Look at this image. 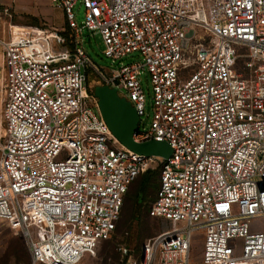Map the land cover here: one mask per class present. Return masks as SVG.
Masks as SVG:
<instances>
[{
  "label": "built area",
  "instance_id": "2783aa9c",
  "mask_svg": "<svg viewBox=\"0 0 264 264\" xmlns=\"http://www.w3.org/2000/svg\"><path fill=\"white\" fill-rule=\"evenodd\" d=\"M48 1L63 13L70 47L58 30L5 25L0 12V222L32 264L94 256L132 184L154 170L147 214L170 227L137 255L120 245L123 264H192L197 236L200 264H264V0ZM87 32L119 67L90 64ZM88 69L133 107L132 141L166 144L168 158L113 136ZM143 75L152 88L147 132Z\"/></svg>",
  "mask_w": 264,
  "mask_h": 264
},
{
  "label": "rangeland",
  "instance_id": "374dc122",
  "mask_svg": "<svg viewBox=\"0 0 264 264\" xmlns=\"http://www.w3.org/2000/svg\"><path fill=\"white\" fill-rule=\"evenodd\" d=\"M0 12L5 25L58 31H63L66 27L63 13L52 8L48 0H0ZM74 13L77 24L81 25L83 10L76 7ZM82 44L90 64L98 72L105 73L120 66V63L113 64L111 60L105 58V46L98 34L93 35L91 32L83 34ZM133 58L123 60L122 63L127 65L135 61L134 56ZM88 76V85L92 92L95 87L102 86L100 78L91 69H88ZM141 84L145 107L139 129L147 132L153 119L152 88L147 75L142 76ZM151 173L154 174L149 177L145 191L142 187L141 191L135 194L141 188L142 178L137 179L130 187L117 230L112 238L101 244L94 256L85 257L79 264H123L124 260L118 251L120 245L127 246L134 255H137L146 241L169 229V223L149 218L147 214L159 181L158 171L154 170ZM135 200L138 201V207ZM201 249L202 238L197 236L193 243L192 264H200ZM0 264H32L25 242L19 236H15L3 222H0Z\"/></svg>",
  "mask_w": 264,
  "mask_h": 264
},
{
  "label": "water",
  "instance_id": "95a60500",
  "mask_svg": "<svg viewBox=\"0 0 264 264\" xmlns=\"http://www.w3.org/2000/svg\"><path fill=\"white\" fill-rule=\"evenodd\" d=\"M93 95L98 101L101 118L125 148L140 155L169 157L171 151L166 144L150 142L138 145L132 141L140 120L131 104L120 97L116 90L98 86L94 88Z\"/></svg>",
  "mask_w": 264,
  "mask_h": 264
},
{
  "label": "trees",
  "instance_id": "16d2710c",
  "mask_svg": "<svg viewBox=\"0 0 264 264\" xmlns=\"http://www.w3.org/2000/svg\"><path fill=\"white\" fill-rule=\"evenodd\" d=\"M35 25H36V23H35ZM59 33L62 35V36H64L65 38H66V41H67V45L70 47V41H71V33H70V31L68 30V28H67V26L65 27V29L63 30V31H59ZM151 174H154V173H151V172H149V173H147V174H145L144 176H142V177H140V178H142V181H141V183H140V189L138 190V192L137 193H135L136 195L141 191V189H142V187L144 188V191L146 190V188H147V185H148V183H149V177L151 176ZM157 188H158V186H157ZM143 191V192H144ZM156 191H157V189H156ZM156 193V192H155ZM128 194V193H127ZM127 196V195H126ZM154 197H155V195H154ZM154 197H153V199H154ZM138 200V199H137ZM137 200H135V204H136V206L138 207V201ZM153 201V200H152ZM151 201V202H152ZM141 207H142V205L140 206V209H141ZM149 209V208H148ZM122 212H123V210H122ZM147 213H148V210H147ZM116 230H117V228H116ZM116 232V231H115Z\"/></svg>",
  "mask_w": 264,
  "mask_h": 264
},
{
  "label": "crops",
  "instance_id": "0c3cea01",
  "mask_svg": "<svg viewBox=\"0 0 264 264\" xmlns=\"http://www.w3.org/2000/svg\"><path fill=\"white\" fill-rule=\"evenodd\" d=\"M143 205V204H142Z\"/></svg>",
  "mask_w": 264,
  "mask_h": 264
}]
</instances>
